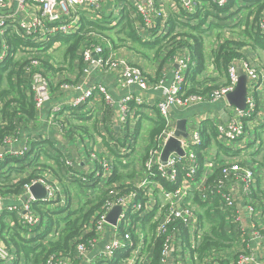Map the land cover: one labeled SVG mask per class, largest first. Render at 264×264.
<instances>
[{"label":"crops","instance_id":"obj_1","mask_svg":"<svg viewBox=\"0 0 264 264\" xmlns=\"http://www.w3.org/2000/svg\"><path fill=\"white\" fill-rule=\"evenodd\" d=\"M262 2H264V0ZM10 3L11 6L7 15H10L12 17L11 20L15 22L31 21L36 14V9L32 5H25L23 8H19L16 0H10ZM163 3L169 8V11L173 13V15L178 12L174 9V6L171 5V2L166 1L165 3L163 1ZM257 4L254 3L251 5L250 3H245L244 0H233V2L228 5V12L221 17V21L216 20V23L214 24L215 26H221L222 29L218 31L217 28L212 27V33L210 35H205L204 38H202L203 50L206 55L215 47L223 44L224 41L226 42L233 39L241 42L244 40L245 45L241 47L240 59L245 60L259 73V80L256 83L255 91L252 92L256 110L254 124L247 125L245 136L237 142H227L225 140L220 141L224 148H232L234 152L244 150L252 144L255 145L256 148L257 139L255 127L264 124V47H257L248 43L245 36L246 31L248 32V23L254 22V20L248 21V14L256 13ZM102 7L101 15L97 23L99 27L103 28V30L101 31L97 29L94 32H97L96 34L100 33L110 40L114 49L112 54L114 55L115 60H125L129 64L141 68V70L146 73L148 81L149 79L150 81L164 79L166 83H171L173 80V72L176 68V59L186 56L189 59V71L188 69L185 71L186 82L184 81V84H186V86H190L192 82L188 84V81L192 78L199 82V84L205 83V86H212L213 88L220 87L226 83L227 75L224 68L219 66L215 67L212 64L210 55H207L203 72L196 75L193 74L196 63L191 60V56L187 51L178 50L177 54L174 55L171 60L167 61H163L159 57H153L155 51L159 48H162L163 50L164 46L160 42H156V39L144 42L135 32L134 35L138 42L130 41V35H128L129 31L125 30L124 26V20L128 14L122 10L119 1L106 0ZM261 10V14H263L262 19L264 20V7L261 8ZM121 14L123 15L122 17ZM82 17L90 19L86 12L82 14ZM251 17L253 18L252 14ZM172 18H174V16H172ZM182 30L183 27L179 28L177 26L174 28L175 32H181ZM219 32L220 34H218V38L217 33ZM206 44L207 47H205ZM45 45L46 42L41 45L42 49L45 48V51L34 54L40 61L42 72L52 83V91L50 92L51 99L40 111H34L33 121L23 126V128L16 134V142L4 146V148L0 147V159L2 160L5 156H14L23 159L21 166L26 167L23 168V173L21 174H23L26 179L32 178L31 180L37 179V176L39 175L38 172L42 171V169L38 170L39 168L34 170L35 164L46 163L51 166L52 170L54 169L55 172L49 171L51 172L49 174L44 172L45 174L42 176L49 182L57 184L58 187V183H60L68 188V193L71 194V200L74 201L71 208L76 206V198L81 197L82 199V196L92 194L89 187H80L77 181H75L80 180V176H92L97 171V164L92 162L89 157L91 152H95L99 157L105 159L113 174L124 178L131 177V179H129L130 181L137 182L145 180L146 174L143 170V162L148 145L151 144L149 132L153 126V122L157 118V111L155 108L157 101L163 96L162 91L157 90L147 92L143 96V105L139 107L132 105L133 110L130 112V116L126 118L124 123L118 122L119 115L117 102H114L111 105H105L98 96H96L87 106V114L73 112V114L79 116L73 119L70 116L71 112L67 113L64 110L72 108L70 104L76 94H63V92L61 93L55 86V84L61 82L64 78L82 84L85 88L89 84H104L115 101H117L126 91H123L118 86L120 81L118 71L105 73L104 71L101 72L95 68H90V77L86 78L83 74V69L85 67L84 63L82 64L74 60L70 61L69 58L66 59L64 57L66 47L60 42V40L55 42L52 41L51 44L46 47ZM109 54L110 53L106 48L104 53L105 57ZM6 66L3 75L8 74ZM9 66L12 68L11 73L14 72L12 73L13 75L19 72L17 66ZM11 80L21 92H24L22 82L19 84L14 82L13 76ZM1 87H7L6 80H4ZM247 88L249 93V81ZM128 91L136 93L133 88ZM57 104L63 109L61 118L56 124H49L51 108ZM234 112L235 108L230 106L226 100V102L221 101L213 104H196L189 108L176 107L170 110V119L172 120L174 129L178 121L187 120V133L190 135L193 129H197L201 135L203 143L204 135L202 134V129L204 122L209 121L215 130L216 124L226 123L229 118L234 115ZM143 123L147 125V130L146 134L140 135ZM67 124H69L70 129L67 128ZM251 137L253 143L251 142ZM248 139L249 142H251L249 145H247ZM33 144H38V149L43 155H41L39 160L36 159V163L28 165L27 162L29 163L33 159L32 156H29L33 151ZM141 145L144 147L138 148ZM21 148H26L27 153L18 157L16 156V153ZM49 156L52 160L49 159ZM62 157L72 162L71 167L68 169L70 176L73 178L59 174L55 162ZM201 158L202 169L201 171L199 170L196 175V179L199 180L202 185V188L198 193L199 196L200 194H205L207 190L210 191L212 188L211 186L213 184L208 186L207 182L210 180L209 178L211 176L216 174V170L219 168L218 163L220 161L226 163L234 162L250 166L255 174L258 175L255 177V189L257 188V179L261 185L264 184V174L260 170L262 168L253 163L249 155L240 152L238 157H233L232 153L226 154L223 150H218L214 143H211L202 151ZM9 166H11V164ZM8 167L5 169H8ZM124 169L126 171L125 174ZM33 171H35L34 174H32ZM124 180L126 181L128 179ZM95 183L97 184V189L96 192L93 193L94 195L99 194V191L105 190L106 183L104 181L99 180ZM226 188L230 190V193L234 197V206L232 208L225 207L221 199H218V206L222 215L226 217L227 223H231L227 226L226 231L227 236L232 239V244L230 248L215 252L207 257V259H204L203 264H238L237 261L239 254H248L254 258V261L246 262L244 264H256L258 260L264 258V198L257 197L256 203L258 204H249L247 199L240 194L235 184H227ZM164 194L156 189L146 188L141 190L138 198L140 197L145 200V202L143 204V210H141L139 216H150L151 221L154 222L155 211L153 210V207L156 208L162 204H167L168 202ZM21 196L22 195H20L19 198ZM193 196L194 194H189L183 200V205L191 207L192 210L191 216L189 217L190 225L185 228L188 244L192 247H194V245L200 240L204 232L198 225L197 213L195 211L196 208L192 205ZM2 198L5 202L4 206L7 207V204H12L18 199V196L7 194ZM251 198L249 199V202L251 201ZM67 200H69L67 194L62 193L60 189L58 201L66 202ZM212 203L213 199L211 200L210 205H212ZM249 205L254 208L252 214H249ZM3 211L7 212V209H1L0 215ZM238 217L242 218L241 222L237 221ZM10 225H12V223ZM118 226L120 228L121 224L118 223ZM123 226V228L120 229L122 234H128L133 238L129 232L131 222L128 220L127 224ZM111 227L113 226H107V231L110 230ZM132 232L137 241L142 239L140 250V253L142 251V254H139V260H136L133 264H148L149 259L151 258V253L149 251L145 252L143 248V235L146 232V227L143 228L142 225L137 224L132 228ZM110 239H112V236L110 234L108 235V232L102 239L96 237L93 248L86 253L85 257L82 259L76 257V260H72L71 264H96L97 252L101 250L105 246V243ZM186 242L187 241H183L179 236H174L173 245L169 255L171 264H191L189 251L184 246ZM125 251L126 249H121L115 254H127Z\"/></svg>","mask_w":264,"mask_h":264},{"label":"built area","instance_id":"obj_2","mask_svg":"<svg viewBox=\"0 0 264 264\" xmlns=\"http://www.w3.org/2000/svg\"><path fill=\"white\" fill-rule=\"evenodd\" d=\"M19 8L25 5H32L36 9V14L31 21L15 22L7 12L11 6L10 0H0V67H4L8 62L13 61L20 69V75H13L14 82H22L24 78L27 83L23 87L31 95L34 104V111H40L43 106L50 101V92L52 83L42 72L39 59L34 53L42 52L41 45L47 42L49 38L55 35L70 36L78 32L80 28L79 17L87 13L89 18H99L102 5L106 0H16ZM120 2L122 10L130 16V22L134 32L142 41L148 42L152 39H163L168 34V22L172 18L169 8L164 5L163 1L171 2L174 9L178 12H193L205 10L212 5L217 8L228 6L232 0H117ZM11 17V18H10ZM256 30L264 35V20H259ZM26 40L19 48L13 52L7 40L8 37ZM92 38L88 46L84 45L79 50V56L84 63L83 74L86 78L90 77L91 69L99 71L113 72L118 71L120 81L118 86L126 91L117 101L114 100L106 86L101 83L89 84L83 86L74 81L63 79L55 84L56 88L63 94L75 93V98L71 102L72 108L82 107V113L88 112L87 106L98 96L105 105H111L117 102L118 122L124 123L133 110L132 105L139 107L143 105V96L149 91H162V98L156 103V111L165 122V129L155 138L154 142L147 149L143 162V170L146 178L143 181H134V187L137 190L146 188L159 190L164 194L161 180L166 183H174L177 176V166L185 163L187 171L182 177L179 187L173 192H165L168 200L167 204L154 208V218L158 221L155 235L157 238L164 237L163 248L161 252V264H171L169 255L173 245V237L168 235L169 226L173 221H181L182 225L187 228L190 225L189 217L191 216V207L183 205V200L191 193L200 190L202 187L199 180L196 179L200 164L197 161L196 154L192 148L200 146L202 143L201 135L197 129H193L188 134L187 139L179 138L184 156L170 154L165 165L160 162V156L164 144L173 137L174 125L170 119V110L176 107L189 108L196 104L216 102H226L227 95L233 92L238 82V70L244 72L249 81V93L246 96V107L243 111L235 109L234 115L226 123L216 124L215 132L217 140L227 142H237L245 136L248 124H254L255 118V100L252 92L255 91L256 83L259 80V73L252 68L245 60H233L226 69L227 81L224 85L212 89L208 95L191 94L185 96L180 94L185 81V71L189 66V59L185 56L176 59V68L173 72V80L166 83L164 79L155 82L148 81L146 73L137 66L127 63L125 60H115L112 54L114 49L110 40L100 34H88ZM108 49L109 55L105 57V49ZM16 54V55H15ZM15 55V56H14ZM207 73V72H206ZM133 88L136 93L129 92ZM139 91V94H138ZM62 107L54 105L51 108L49 124H56L62 115ZM17 141V136H6L0 143V147L9 145ZM26 148L17 151L16 156H23L27 152ZM92 162L97 164V171L92 175L94 179L102 180L106 184L112 176L107 161L98 156L97 153L91 152L89 155ZM64 165L71 167V161L63 159ZM88 175L80 176L79 179L86 181ZM40 184L45 190L43 198L35 199L29 189L33 185ZM227 184H235L243 197L249 200L255 190V172L250 166L239 163H226L220 168V176L213 183L210 189L211 194L221 197V201L227 208L234 206V197L230 190L226 188ZM106 200L102 207V213L98 214V219L94 222V229L97 237L102 239L108 235L112 236L105 246L97 252L96 261L111 262L115 253L121 249L130 250L129 255L121 260L122 264H133L140 254L138 247H133L132 238L121 230H118V223L124 218L129 211L141 212L143 204L138 200L137 192L133 191L128 194H120L117 191V184H111ZM116 188V189H115ZM22 196L12 204H7L0 196L1 207L7 209L9 213H14L18 221L24 227H35L39 224V216L33 210V204L36 201L58 205L64 204L58 201L60 189L57 184L49 182L45 177H39L23 186ZM60 202V203H59ZM115 206H121L122 212L117 219V225L107 231L105 218L108 212ZM50 207V208H51ZM249 214L254 211L253 206L249 205ZM242 218L238 217L237 221L241 222ZM95 244V242H94ZM93 244V246H94ZM92 246V247H93ZM77 258L82 259L89 251L87 246L82 243L75 248ZM13 256L8 253L6 246L0 241V261L9 262ZM72 260L50 257L46 264H71ZM254 258L248 254H240L238 264L252 262ZM256 264H264V258L258 260Z\"/></svg>","mask_w":264,"mask_h":264},{"label":"trees","instance_id":"obj_3","mask_svg":"<svg viewBox=\"0 0 264 264\" xmlns=\"http://www.w3.org/2000/svg\"><path fill=\"white\" fill-rule=\"evenodd\" d=\"M262 1L263 0H244L245 3H250L251 5L258 3L256 13H251L253 18L251 17V14H248V21L254 20V22L248 23V32L246 31L245 35L248 43L257 47H264V35L260 34V32L255 29L259 20L263 17V14H261V8L264 7V2ZM228 9V6L224 8H217L215 5H212L205 10H197L191 13L182 11L177 12L174 15L172 14L174 18H171L168 22L169 28L167 36L162 40L156 38V42H160L164 46V49L162 50V48H159L156 50L153 57H159L163 61H167L171 60V58L177 54L178 50L187 51L191 56V60L196 63L193 73L196 75L203 72L207 55H210L212 64L215 67H223L226 72L230 62L241 58V47L245 45L244 40L241 42L233 39L226 42L224 41L223 44L215 47L206 55L203 50L202 38H204L205 35H210L212 33V27L217 28L218 31L222 29L221 26H215L214 24L216 23V20L221 21V17L228 12ZM122 16L123 15L121 14V17ZM98 20L99 18L85 19L81 14L80 28L78 32L67 37L55 35L54 38H49L45 47L51 44L52 41L55 42L60 40V42L66 47L64 57L66 59L69 58L70 61L74 60L83 64L79 56V50L84 45L88 46L89 42H92V38H89L88 34L95 33L94 31L97 29L101 31L103 30L102 27H99L97 23ZM130 20V16H126V19L124 20L125 30L129 31L128 35H130V41L138 42L136 40V36L134 35V30ZM177 26L179 28L183 27V30L181 32H175L174 28ZM218 34H220V32L217 33L219 38ZM7 40L13 52H15L19 46L26 41L12 36L8 37ZM42 51H45V48H43ZM35 57L37 58V56ZM9 65L13 67L17 66L15 62L10 61L6 66V71L8 72L6 75H3V72H5V66L0 67V143L6 136L16 135L23 128V126L29 124L34 118V104L31 95L26 92L25 88L23 90L24 92H21L19 88L13 84L11 79L13 76L12 73L14 72L11 73L12 68ZM18 74L20 75V69ZM4 80H6L7 83L6 88L1 87ZM20 80L22 83H27V80L24 78ZM155 81L157 80L150 82ZM188 84H190V86L183 84L180 94H184L185 96L191 94H200L205 96L208 95L212 89H215L212 86H205V83L199 84V82H197L194 78L189 80ZM81 109L82 107L76 109L67 108L64 111L67 113L71 112L70 116L74 119L79 116H77V114H73V112L78 114L88 113H82ZM156 116L157 118L153 122V126L149 132L151 144L165 129V122L163 119L158 113ZM67 128L70 129L69 124H67ZM255 132L257 145L256 149L250 153L249 156L253 163L263 169L259 168L264 174V124L256 126ZM202 134L204 135V142L201 143L200 146L192 148L193 152L196 154L197 161L200 164V171L202 169V151L211 143H214L218 150H223L226 154L232 153L233 157H238V152H234L232 148V150L224 148L220 141L217 140L215 130L209 121L204 122ZM37 145L38 144H33V151L29 155L30 157L32 156L33 159L29 163L27 162L28 165L36 163V159L39 160L41 155H43ZM49 159L52 160L50 156ZM62 159H64V157L57 159L55 162L59 174L72 177L70 176L69 169L64 165ZM22 163L23 159H19L14 156H5L2 160L0 159V195L2 197L7 194H12L13 196L22 195L24 192L23 186L32 181V178L26 179V177L21 174L23 173V168L26 167L21 166ZM10 164L11 166H9ZM224 164H226L224 161H220L218 163L219 168L216 170V174L209 178L210 180L207 182L208 186L212 185L213 182H216L217 178H219L220 168L223 167ZM7 167L8 169H5ZM36 168H39L38 170L42 169V171L38 172L39 177H42V175L45 174L44 172L48 174L53 171L55 172V170H52L51 166L46 163L35 164L34 170H36ZM186 171V164H179L177 166V176L174 183H166L161 180V185L164 191L170 193L177 189ZM34 173L35 171H33L32 174ZM38 176L37 178H39ZM257 176L258 175L255 174V177ZM124 179L128 180L125 181ZM129 179H131V177L124 178L113 174L107 182L105 190L99 191V194L97 195L93 194L97 189V184L95 183L98 181L97 179L89 176L86 181L75 180L80 187H89L92 194L82 196V199L81 197L76 198V206L74 208H71L74 201L71 200V194L68 193V188L58 183L61 192L64 194L66 193L69 200L64 202V204H51L52 207L49 203L36 201L33 204V210L39 216V224L32 228H27L21 225L14 213L3 211L0 215V241L6 246L8 253L13 256V260L9 262L0 261V264H46L47 260L52 256L54 258L68 259L69 261L76 260L77 256L75 248L77 244L82 243L87 246L89 250L93 248L92 246L97 237L93 225L99 217L98 214L102 213L104 203L106 200H109L107 192L112 187L111 184H117V189H115L122 195L135 191L138 196H140L141 190L135 189L133 182ZM257 182V188L253 192L251 201L249 202V200H247L249 204L256 205L258 204L256 203L257 197L264 198V184L261 185L258 179ZM199 191L200 190H197L191 194H194L192 205L196 208L195 211L197 213L198 225L204 231L200 240L194 245V247L190 246L188 244L185 227L182 225L181 221H173L168 230V235L173 238L174 236H179L183 241H187L184 246L189 251L191 264H203L204 259H207V257L215 252H220L230 248L232 244V239L227 236L226 231L227 226L231 223H227L226 217L222 215L218 206V199H221V197L216 194H211L209 190H207L205 194H200L199 196ZM212 199L213 203L210 205ZM138 200L141 204H144L145 202V200L140 197ZM140 214L141 212L132 211L126 213L124 218L119 223L121 224V227L119 228L118 226V230L123 228V225H126L129 220L131 222L129 232L134 238V233L132 232V228H134V226L139 224L142 225L143 228L146 227V232L143 235V248L145 252L149 251L151 253V258L149 259L148 264H161L160 260L164 237L157 238L155 235L158 219H155V221L152 222L150 216L140 217ZM11 223L12 225H10ZM133 238V247L139 246V249L141 250L142 239L137 241L136 237L134 239ZM125 252H127V254H115L111 262L98 260L96 264H122L121 260L129 255L130 250ZM140 254H142V251ZM139 257L140 256H138L137 260H139Z\"/></svg>","mask_w":264,"mask_h":264},{"label":"water","instance_id":"obj_4","mask_svg":"<svg viewBox=\"0 0 264 264\" xmlns=\"http://www.w3.org/2000/svg\"><path fill=\"white\" fill-rule=\"evenodd\" d=\"M238 82L230 94L227 95V102L230 106L234 107L237 110L243 111L246 107V96L248 93V79L243 71L238 70ZM187 120L178 121L175 125V130L173 137L169 138L167 142L164 144L160 162L162 165H165L170 154H176L177 156L183 157L184 153L181 148L179 138L187 139L188 133L186 128ZM30 193L33 195L35 199H39L45 196V190L40 184L33 185L29 189ZM122 212L121 206L113 207L108 214L106 215L105 221L110 226L115 227L117 225V219Z\"/></svg>","mask_w":264,"mask_h":264},{"label":"rangeland","instance_id":"obj_5","mask_svg":"<svg viewBox=\"0 0 264 264\" xmlns=\"http://www.w3.org/2000/svg\"><path fill=\"white\" fill-rule=\"evenodd\" d=\"M205 47H207V44L205 45ZM146 130H147V125H145V123H143V127L141 128V131H140V135H144V134H146ZM251 142H252V137H251ZM251 142H249V139H248V142H247V145H249ZM253 143V142H252ZM151 146V144L150 145H148V148ZM144 146H139L138 148H143ZM256 148H255V145H249L246 149H244V150H240L238 153H243V154H245V155H249L250 153H252L254 150H255ZM237 150H239V149H237ZM126 173V171H125V169H124V174ZM131 182H133L134 183V181H131ZM162 204V203H161ZM162 205H164V204H162Z\"/></svg>","mask_w":264,"mask_h":264}]
</instances>
